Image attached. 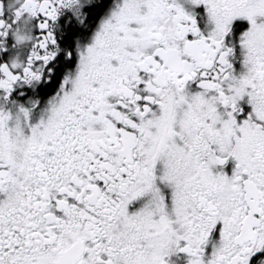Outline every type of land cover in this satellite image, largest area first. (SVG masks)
<instances>
[{"label": "snow or ice", "instance_id": "obj_1", "mask_svg": "<svg viewBox=\"0 0 264 264\" xmlns=\"http://www.w3.org/2000/svg\"><path fill=\"white\" fill-rule=\"evenodd\" d=\"M0 264H264V0H0Z\"/></svg>", "mask_w": 264, "mask_h": 264}]
</instances>
